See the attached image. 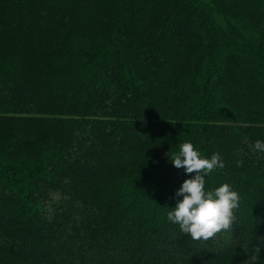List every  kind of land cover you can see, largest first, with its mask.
I'll return each instance as SVG.
<instances>
[{
  "label": "trees",
  "instance_id": "16d2710c",
  "mask_svg": "<svg viewBox=\"0 0 264 264\" xmlns=\"http://www.w3.org/2000/svg\"><path fill=\"white\" fill-rule=\"evenodd\" d=\"M256 140L264 0H0V264L264 260ZM184 142L241 197L207 242L167 220Z\"/></svg>",
  "mask_w": 264,
  "mask_h": 264
},
{
  "label": "clouds",
  "instance_id": "9594fccd",
  "mask_svg": "<svg viewBox=\"0 0 264 264\" xmlns=\"http://www.w3.org/2000/svg\"><path fill=\"white\" fill-rule=\"evenodd\" d=\"M252 149L264 153V141L256 140ZM237 156L239 150H237ZM171 164L183 168L186 173H195L186 179L177 196H182L174 208L167 213V220L179 226L183 234L193 241L207 242L215 239L221 232H231L236 222V212L240 206V194L228 183H223L212 190L206 189V177L218 169H224L221 155L213 153L210 158L202 155L191 142L180 144L179 151L169 155ZM237 167L243 166V160L237 159ZM259 248L249 256L247 264H259Z\"/></svg>",
  "mask_w": 264,
  "mask_h": 264
},
{
  "label": "rangeland",
  "instance_id": "374dc122",
  "mask_svg": "<svg viewBox=\"0 0 264 264\" xmlns=\"http://www.w3.org/2000/svg\"><path fill=\"white\" fill-rule=\"evenodd\" d=\"M218 245V244H217ZM237 264L234 257L231 255H225L221 257H211L203 260H195L194 264ZM259 264H264V260H259Z\"/></svg>",
  "mask_w": 264,
  "mask_h": 264
}]
</instances>
